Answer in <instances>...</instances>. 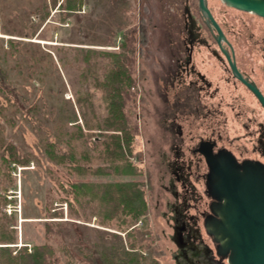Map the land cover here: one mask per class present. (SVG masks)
Returning a JSON list of instances; mask_svg holds the SVG:
<instances>
[{"label": "rangeland", "instance_id": "374dc122", "mask_svg": "<svg viewBox=\"0 0 264 264\" xmlns=\"http://www.w3.org/2000/svg\"><path fill=\"white\" fill-rule=\"evenodd\" d=\"M75 1L76 9L66 13L60 7L64 0H0V134L4 138L5 159L12 176V179L5 180L4 184L11 183L6 186L7 190L0 186V196L7 198L6 203L0 204V246H8L14 255L22 245L27 246L28 252L33 245H48L50 252L45 256L49 264H102L103 252L117 244L118 239L113 236H121L125 248L126 238L141 242L150 264H177L172 217L174 207L182 208V198L180 195L175 197L170 187L174 183V189L181 192L167 166L172 158L169 147L173 133L163 127V120L166 118L169 122L173 112L164 104L172 105L173 100L169 79L172 77V57L177 53L175 47H170L174 46V39L177 38L178 42L185 38V10L189 9L191 14L199 17L197 0ZM206 2L239 54L253 60V64L246 68L253 66L261 74L262 67L257 63L264 58L260 49L264 39V20L253 13L232 8L221 0ZM177 28H181V32ZM10 40L15 41L11 47ZM29 46L34 49L33 55L24 50ZM79 48L84 52L87 49L96 51L97 68L91 67V71L99 82L110 71L109 60L103 56L107 53H119L130 76V83L121 92V106L124 126L131 139L128 145L125 141L121 143L124 156L136 168L135 174L118 173L114 169L103 174L75 175L47 155L46 142L59 141L56 151L67 153L74 145L72 151H76L79 157L93 155L92 162H84V165L92 168L102 165L108 169L109 162L101 157L106 153L104 139L96 143L100 137L95 134L99 130L87 129L78 114V108L83 107L91 127L96 123L104 125L108 114L104 88L96 86L90 76L86 81H80V70L84 65L79 68V63L73 59ZM18 51L24 55L23 64L18 60ZM194 57L212 59L206 48L198 44H195ZM157 61L171 62L163 66L165 73L161 71L162 79L159 80L156 77L161 68ZM212 78L214 83L220 84L224 94L221 105L226 108V102L233 100L229 93L234 91L227 89L221 79H216L217 76ZM261 79L262 76L260 84ZM163 94L167 96L164 103ZM245 96V102L255 103L249 94ZM252 106L253 110L244 109L240 119L227 107L226 128L221 124L219 114L213 115L212 122L213 126L215 121L221 124L215 130L223 134L220 141L230 145L239 157H258L264 162V157L253 150L254 135L251 134L256 131L255 122L264 120V110L256 104ZM72 111L77 113L76 122L81 124L85 136L67 145L65 141L74 140L69 139L68 134L75 130L70 127L74 122L67 125L62 121ZM190 120L181 121L183 135L189 129L194 134L203 131V124H198L203 123L200 116L193 127L188 126ZM243 123L248 124V128ZM187 137L184 143H188ZM10 145L13 150L8 148ZM17 154L29 156L30 161L25 164L17 162ZM115 161L123 160L117 158ZM189 179L202 199H207L203 181L192 175ZM124 180L138 183L144 191L146 204L144 214L127 227L117 228L102 221L106 214L99 202L104 199L96 192L94 201L86 202L91 195H85V205L77 214L71 213L66 203L59 200L65 195L58 188V182L65 188L72 181L86 182L101 193L107 183ZM51 199L54 207L51 212L61 209L54 215L48 213ZM187 204L182 212L198 216L196 202L191 197ZM201 221L199 218V231L215 253L214 244L205 234ZM222 259V264H227L226 259Z\"/></svg>", "mask_w": 264, "mask_h": 264}, {"label": "flooded vegetation", "instance_id": "af4514ba", "mask_svg": "<svg viewBox=\"0 0 264 264\" xmlns=\"http://www.w3.org/2000/svg\"><path fill=\"white\" fill-rule=\"evenodd\" d=\"M198 16L191 14L189 9L185 10V38L178 42H176L177 38L174 39V46L171 45L172 47H170V49L175 47L174 49H176L177 53L176 56L172 57V77L169 79L171 81L169 83L173 87V100L172 105L166 103L164 105L167 108H171L173 113L169 122L165 120L166 118L163 120V127L173 133V141L169 147V151L172 152V158L167 162V166L174 180L178 182L181 192L178 193L174 189V183H171L170 187L175 197L180 195L182 198V208L174 207V216L172 218L175 222L173 225L175 234L173 239L177 243V252L175 253L177 264H222L223 259L216 254V250L213 253L212 248L207 246L206 240L199 231L198 221L201 218L204 232L213 242L211 236L206 233L203 224L204 217L209 214V206L212 203L206 188V177L209 173V167L206 163L205 154L217 155L223 152H230L239 162L245 159L263 162L258 157H239L230 145L227 146L221 142L223 139L222 132H216L215 130L216 126L221 124L226 128L227 107L239 119L243 116L244 109L250 108V110H253L251 107L254 106L252 105L256 104L263 110L264 107L254 92L232 70L225 53L216 42V30L208 26L201 13ZM177 30L181 32V28H177ZM221 30L224 35V39L221 38L220 40L222 48L229 55L237 72L243 80L254 85L264 96V58L262 62L257 63L259 67H262L261 74L253 66L247 69L246 66L248 64L252 65L253 60L251 58L247 60V56L239 54L222 28ZM195 44L204 46L214 61L210 58L203 60L202 58L197 59L194 57ZM212 44L214 45L213 47ZM260 49L264 52V39L261 41ZM168 63H157L161 68L159 76L156 77L157 80L162 79L161 71L163 72V66ZM166 71L169 73L168 68ZM212 76H217L216 79H221L227 89L230 88L231 91H234L229 93L233 100L226 102V108H222L221 105L224 94L220 90V84L219 82L214 83ZM261 76L263 82L260 84ZM248 94L255 103L250 100L245 102V97H247L245 95ZM166 99V94H163V103ZM214 101H216L215 104ZM214 114L221 115V124L215 121V126H213L212 118ZM199 116L203 123L198 122V124H203V131L194 134L191 133L192 129H189L183 135L181 121L183 119H191L188 121V126L192 125L193 127L196 118ZM255 124L257 125L256 131L251 133L254 135L252 147L253 150L258 151L264 157V120H258ZM243 125L248 128V124L243 123ZM187 135L189 141L184 143ZM225 138L228 139V136L225 135ZM229 143H232V141L229 140ZM183 144L184 148L182 147ZM185 151H187V157H185ZM191 175L195 179L203 181V189L207 199H202V196L195 191L194 183L189 179ZM190 197L196 202L194 206L198 216L185 214L186 211L182 212V210H186L187 199Z\"/></svg>", "mask_w": 264, "mask_h": 264}, {"label": "trees", "instance_id": "16d2710c", "mask_svg": "<svg viewBox=\"0 0 264 264\" xmlns=\"http://www.w3.org/2000/svg\"><path fill=\"white\" fill-rule=\"evenodd\" d=\"M64 1V4L62 2L60 4V7L62 10L66 11V13H69V11L76 9L75 7H77V4L75 0ZM2 30L7 32L11 31L8 28H2ZM14 42L15 41L10 40V47L13 46ZM22 45H26V43H23ZM24 50L26 52H31V55L35 53L34 49H32V47L30 46L25 47ZM79 50L80 51L77 53L78 55L76 54L73 59L75 62L79 63V68L81 64L84 65V68H81L80 70V81H86L88 76H90L92 78V82L94 81L96 86L100 85L104 88V101L106 102L108 114L105 116V124L101 125L96 123L94 125L95 127L88 126V118L86 113L84 112L83 107L81 109L78 108V114L87 129L94 128L99 130V132L95 134L96 137H100H97L98 139H96V143L99 142L100 139H104L105 143L103 141L102 143H104L105 145L106 153H104L103 156H105L106 158L103 157L100 152L98 154L99 156L101 155L103 161L107 163L109 162L108 169H106L105 166L102 165L96 168L87 167L86 165H84V162H92L93 155L89 156L88 154H85L82 157H79L76 151H72V147H75L74 145L71 146L70 151L67 153L63 151H56L59 141H56L54 143L46 142V151L48 153L47 155L51 160L60 163L62 166L66 167L70 173H73L75 175H81L87 172L103 174L111 172V170L114 169H116L118 173L121 172L124 174H135L136 168L124 156V146L121 143L122 141H125L126 145H128L129 140L131 139L129 131L127 130L126 126H124L125 123L121 106V92L122 89L130 83V76L126 71L121 56L119 55V53H107L105 55L103 54V56L105 58L107 57L109 60L110 71L106 73L102 81L99 82L98 77L96 76L94 71H91V67L97 68L94 58V54L96 53V51L87 49L85 50L86 52H84L82 48H79ZM18 54L20 55L18 60H20L23 64L25 62L24 55H22V52L20 51H18ZM18 64L21 65V63L19 62ZM77 102L79 103V98ZM77 116V113L75 111H72L68 114L66 120L62 121L67 125H69V122H74L70 124V127H73L72 129L75 130L73 132H68L70 137L69 139L74 140L65 141L67 145L72 142H78L85 136L81 124L79 122H76ZM111 130L120 131L122 133L108 132ZM8 148H10L11 150L14 149L12 145H10V147ZM95 149L96 148L94 147L93 151H95ZM28 158L29 156L26 155H22L21 157L18 155L16 159L17 162L25 164L30 161V159ZM117 158L122 159L123 161H115V159ZM65 163L68 166H66ZM1 175L4 176L3 179L1 178ZM8 178L12 179V176L10 173L9 165L7 164L5 159L4 138L0 134L1 189L7 190L6 186L11 185V183L4 184L5 180H7ZM94 187L95 186H91L86 182L72 181L69 182L67 184V188H65L64 184L58 182V188L65 195L59 200L66 203L71 213L77 214L78 210L82 209L85 205V195H87L88 193L91 195V197H88L86 202L94 201V196H96V194H98V196L102 195V198L104 200H100L99 205L102 206L104 214H106L102 221L106 222V224L114 225L117 228L127 227L128 225L130 226L134 219H137L146 211L144 191L135 181L124 180L120 182H109L103 186V190L101 193H99V190L97 191V188ZM95 192L96 194H94ZM6 201V196H0V204L6 203ZM49 206L50 207H48V213L52 215H54L58 210H61L55 209L51 212V209L54 208L52 206V199L49 201ZM113 238H115V240L118 239V241H116L117 244L115 243L116 245H112L109 251L103 252L102 264H150L147 256H144V246L141 242H138L137 240H129V238L127 240L126 238V249L121 236H113ZM48 249V245H33L31 251L28 252L27 246L22 245L19 249L20 251L18 252V254L16 251V254L12 255L11 248H9L8 246H0V264H49L45 256L47 252H50ZM3 254H6V256H4Z\"/></svg>", "mask_w": 264, "mask_h": 264}, {"label": "water", "instance_id": "95a60500", "mask_svg": "<svg viewBox=\"0 0 264 264\" xmlns=\"http://www.w3.org/2000/svg\"><path fill=\"white\" fill-rule=\"evenodd\" d=\"M240 11L250 12L264 20V0H221ZM197 8L210 28L217 32L216 42L232 70L254 92L264 107V96L251 83L243 80L223 50L220 25L206 0H197ZM209 173L207 193L212 199L204 228L214 242L216 254L227 264H264V163L245 159L241 162L230 152L205 154Z\"/></svg>", "mask_w": 264, "mask_h": 264}]
</instances>
